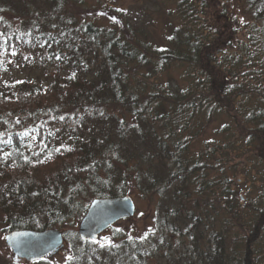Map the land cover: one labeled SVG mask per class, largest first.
<instances>
[{
  "label": "trees",
  "instance_id": "obj_1",
  "mask_svg": "<svg viewBox=\"0 0 264 264\" xmlns=\"http://www.w3.org/2000/svg\"><path fill=\"white\" fill-rule=\"evenodd\" d=\"M104 3L0 0L2 230H60V264H264V0ZM130 188L151 227L82 240L90 202Z\"/></svg>",
  "mask_w": 264,
  "mask_h": 264
},
{
  "label": "water",
  "instance_id": "obj_2",
  "mask_svg": "<svg viewBox=\"0 0 264 264\" xmlns=\"http://www.w3.org/2000/svg\"><path fill=\"white\" fill-rule=\"evenodd\" d=\"M135 206L129 196L93 199L78 223L82 240L95 241L120 220L133 217ZM4 245L9 248L14 263H33L50 259L64 247L63 236L56 228L43 231L15 230L5 234Z\"/></svg>",
  "mask_w": 264,
  "mask_h": 264
},
{
  "label": "rangeland",
  "instance_id": "obj_3",
  "mask_svg": "<svg viewBox=\"0 0 264 264\" xmlns=\"http://www.w3.org/2000/svg\"><path fill=\"white\" fill-rule=\"evenodd\" d=\"M107 5L112 4L116 7L129 9L134 6L135 3L139 2L140 0H102ZM215 3V1H214ZM93 4V3H92ZM96 14V10L94 11ZM151 14L147 15V17H143L142 20L147 22L148 32L151 34L154 41H160L162 37V24L160 23L159 15L155 14L154 11L150 12ZM102 17V21L108 20V14L101 13L99 14ZM150 16V17H149ZM212 16L211 18H213ZM106 18V19H104ZM150 18V19H149ZM148 19L151 23L148 22ZM243 15L240 12V9L236 5H231L230 9L227 11L226 17H219L215 20L217 22H223L224 26L228 27V29H237L238 25L243 22ZM183 68L171 70L170 73L174 77V79L178 80L179 75ZM10 72V71H9ZM12 75V79L17 80L18 82L23 79H31L36 83H48L53 80V78H59L64 76L65 72L62 70L56 71L53 67L47 66L46 69H19V70H12L10 72ZM216 126L214 124L211 128L207 129L205 133V139H209L211 136V132L213 128ZM128 196L132 199L135 211L133 217L125 220H120L114 225L124 229V230H132L133 235L137 236L141 234L144 230L151 227V216L155 208L156 199H140L133 188H130ZM0 218V264H33V263H14L11 258V252L9 248L4 245L3 238L5 236V232L2 230L3 226L1 223ZM109 233L104 232L101 234V237L104 239H108ZM64 247L60 249V251L51 258V262L55 264H60L64 258H66L67 252L64 251Z\"/></svg>",
  "mask_w": 264,
  "mask_h": 264
}]
</instances>
